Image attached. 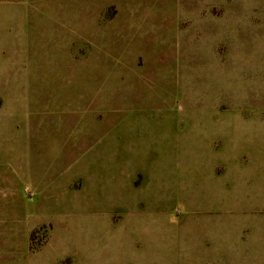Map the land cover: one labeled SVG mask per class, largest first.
<instances>
[{"label": "rangeland", "instance_id": "1", "mask_svg": "<svg viewBox=\"0 0 264 264\" xmlns=\"http://www.w3.org/2000/svg\"><path fill=\"white\" fill-rule=\"evenodd\" d=\"M132 60L174 90L142 77L149 100L119 107ZM263 91L264 0H0V264H264ZM120 133L127 159L80 217L64 184Z\"/></svg>", "mask_w": 264, "mask_h": 264}, {"label": "crops", "instance_id": "2", "mask_svg": "<svg viewBox=\"0 0 264 264\" xmlns=\"http://www.w3.org/2000/svg\"><path fill=\"white\" fill-rule=\"evenodd\" d=\"M121 29L123 31H129L130 28L126 27L125 25L121 26ZM107 31V29H106ZM133 33V32H132ZM139 33V32H138ZM123 39V46L126 49H129L124 41V35H122ZM107 39L102 40L103 42L106 41ZM105 45H108L107 43H105ZM139 45H141L139 43ZM137 48V47H136ZM125 56V52L124 55L122 57ZM133 60L132 63L129 64V66H122L124 73H121V83L124 85V87H122V89H120V91L122 92V97H121V101H117L119 103V107L122 104V102L124 101H134V99L136 100L138 99H144V100H149L148 98L150 97L148 94H143V91L141 90V85L139 84V80L141 81V78L143 77V80H148V81H153V82H158L160 79H162L161 77L159 78L160 74H162L161 72H159L156 75V72L153 71V69L157 68L156 63H151L149 62V60L146 62L145 60L143 61V64H139L138 62L137 65L138 66H134L133 65ZM112 67V66H110ZM148 69L147 73H141V71H139V69ZM109 69V68H108ZM104 71L102 76H96L95 80L96 81H103L104 83H107V87L105 88L106 90H109L108 93H105V103H103L105 106L104 109V119H103V129L106 130L107 127H113L114 125V120H113V113L115 111L116 108H114V103H113V95H112V89H113V79L111 74H109V70ZM14 74H16V71H13ZM141 74V76H140ZM104 77V78H101ZM150 78L154 79L151 80ZM166 79L169 77H165ZM157 79V80H156ZM159 79V80H158ZM142 82V81H141ZM97 84V83H96ZM120 84V81H119ZM178 84V83H177ZM128 86V87H127ZM167 86V87H166ZM127 87V88H125ZM174 90L172 89V80L170 81V79H167L166 81H161L160 80V84L158 86V88H156L155 92H157V96H159V98H161L163 96V98H165V95L170 94L171 91ZM110 97H109V95ZM133 95V97H132ZM264 91L262 93V95L260 96V100L258 101V105H259V110L262 111L264 109ZM133 98V99H132ZM109 108V109H107ZM122 118H119L118 123H120V120L122 121ZM117 123V124H118ZM115 124H116V120H115ZM136 128H139L138 126H136ZM103 130V131H104ZM159 131H161L160 129H158ZM158 131V132H159ZM177 132H175V138H174V148H175V152H178L181 150V144H180V138H181V133L182 130H176ZM157 132V131H156ZM93 135V133H91V136ZM136 136H139V132L137 133ZM123 138H125V135L120 133L119 135H117L115 137V139H112V141H110V143H106V144H102L99 143V145H97L94 150L91 152L90 157L88 158V162L85 163L84 165L80 166V172L75 175L71 180L69 179L68 181H66L65 188L69 191L72 190V193L69 192V194H72V198H73V202L75 205H77V209L79 210L80 213V217H86L87 216V212H95V207L97 206V202L98 200H104L106 199V188L102 187V184L104 182H106L107 180H112L113 178V168L115 165H117V163H121L123 161H125L127 158V154H128V150L127 147H123L122 145V140ZM166 140L170 139V136H166L165 137ZM138 140V139H137ZM140 141V140H139ZM137 142L136 144H133L134 146L139 147L140 142ZM84 146V145H83ZM157 150L154 151V153L156 155H160V153L158 152V148H156ZM249 151H251V148L248 149ZM90 162V163H89ZM89 163V164H88ZM36 172V171H35ZM33 173L31 172L29 174V176L31 177V179L27 178L28 180H30V186L28 188H30L31 190L34 191V189L39 190L41 187V183H43L46 179H43L44 177L40 174L37 173ZM164 173V171H158L157 175L155 176V180L156 181H160L163 179L161 176V173ZM144 175V179H147L148 173L146 172H142ZM74 175V174H73ZM76 180H80L81 181V185L77 188L72 187V183ZM168 193H165L163 196L166 197L167 200H169L170 194H169V189L167 188ZM125 201V199H124ZM102 209V208H101ZM119 210H122L123 208H120V206L118 207ZM102 210H107L102 209ZM111 215V212H110ZM85 222L81 221L79 222L77 225H84ZM105 224L107 227V219L105 220ZM113 224H114V220L113 217L111 216V219L109 220V227L113 228ZM97 225V223H93L92 228H95ZM234 228L236 229V235H237V239L236 242L239 243L242 239V234H241V230H243V239H245V236L248 235L249 230H250V223L247 224L245 223L244 225H241L240 222L237 223V225H234ZM234 248L237 249L238 253H239V248L237 246L234 245ZM235 251V250H234Z\"/></svg>", "mask_w": 264, "mask_h": 264}]
</instances>
